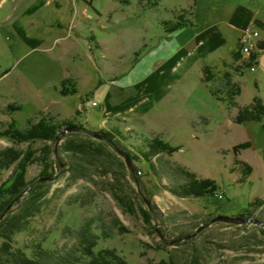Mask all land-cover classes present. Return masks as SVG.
<instances>
[{
    "label": "rangeland",
    "instance_id": "374dc122",
    "mask_svg": "<svg viewBox=\"0 0 264 264\" xmlns=\"http://www.w3.org/2000/svg\"><path fill=\"white\" fill-rule=\"evenodd\" d=\"M35 1L0 0V131L12 122L22 130L28 119L53 118L112 132L116 143L134 154L139 184L125 158L88 132L65 133L57 154L56 139L19 141L0 135V149L14 147L23 156L30 154L28 182L45 172L57 175L42 180L37 200L24 192L7 211L21 216L32 205L39 206L38 211H27L28 217H15L24 218L26 225L11 235L13 247L42 264H83L89 257L83 253L79 229L88 226L99 235L96 252L114 248L128 264H264L263 226L215 218L251 214L264 220V119L234 120L238 106L250 104L255 96L264 101V48L259 46L264 42V27L255 21L250 25L259 32L252 52L256 59H250L252 53L237 59L242 29L230 23L239 5L251 8L264 21V0H53L32 15L21 16L30 35L46 39L31 48L8 17L16 18ZM77 8L80 13L73 24L78 26L70 31L75 38L76 32L80 34L83 46L75 44L72 49L62 37L67 31L62 34L52 21L61 18L68 24ZM181 13L194 25L168 34L165 28L170 23L165 22H175ZM213 25L222 30L225 43L190 66L183 60L182 77L142 118L134 117L132 124L123 119L102 126L99 108L92 107L88 113L91 101H97L96 106L104 102L107 84L142 81L159 59L168 58L178 45ZM92 35L102 51L92 44ZM206 65L214 73L210 82L202 79ZM68 72L79 77L78 91L62 95L55 86H61L60 76ZM226 72L241 87L234 106L211 91V87L223 88ZM64 87L74 89L66 81ZM9 105L21 108L12 111ZM79 105L80 117L76 115ZM76 117L81 122L73 120ZM89 117L96 126L85 122ZM153 137L180 148L143 157L146 139ZM244 141H250V147L236 151L235 145ZM15 166L0 172V184ZM186 171L215 180L218 189L203 196L177 194L175 189L191 180ZM252 201L257 202L251 205ZM211 219L195 235L169 242ZM38 245L48 253L36 256Z\"/></svg>",
    "mask_w": 264,
    "mask_h": 264
},
{
    "label": "trees",
    "instance_id": "16d2710c",
    "mask_svg": "<svg viewBox=\"0 0 264 264\" xmlns=\"http://www.w3.org/2000/svg\"><path fill=\"white\" fill-rule=\"evenodd\" d=\"M42 4L43 2L40 1L37 6ZM178 17V20L175 22H165L170 23L169 26L166 27L169 32L193 25L192 20L187 19L185 14L181 13ZM254 21L264 27V21L260 18H257L254 11L245 5H239L234 10L230 18V23L241 28L242 30L250 26ZM16 30L21 38L26 42L30 44H40V39L29 37V35L26 34V31L21 26L16 25ZM221 31L222 30H220L217 25H213L195 35L194 39L199 45L196 47L195 55L192 57V61L205 56L208 52L215 50L218 46L225 43V36ZM259 46L264 48V42H261ZM241 48L242 45L240 42V49L235 52L237 59L244 55L241 52ZM187 54V48H180L177 52L170 55V57L164 61L162 65L150 72L142 81L136 83L135 86H144L145 92L153 91L155 94L153 95L154 98L156 97V100H158L161 96H163L162 94L165 88L164 86L170 84L177 77V74L174 73L173 69L179 67ZM250 59L255 60L256 53H252ZM210 70V65H206L204 67L203 80L206 82H210V76L214 74ZM232 77L233 76L230 72H226L222 86L223 88L220 90L219 88L211 87V91L218 100L226 101L229 105L234 106L236 105V96L241 92V87L237 82L233 81ZM75 91V88L72 90H69L67 87L62 88L63 94H68ZM9 108H13L14 110L21 108V106L9 105ZM236 112L237 113L234 117V120L237 123H242L248 120H263L264 101L261 97L255 96L250 104L248 103V105L245 106H238V110ZM68 124L69 122L65 124L58 123L54 121L53 118H42L38 121L28 119V126L25 129L21 130L20 128H17L16 124L12 122L10 127L0 131V135L10 136L11 138L17 139L19 141H31L35 139L54 141L56 136L59 134L60 129ZM68 133L74 134L75 132L71 131ZM102 133L109 136L116 142V135L112 132L104 130ZM146 142L147 145L144 147L147 148V152L142 151L143 157H150L151 154L158 152L167 151L168 153H173L180 148V146L171 145L161 137H153L151 140L146 139ZM250 145V141H244L235 145L234 149L239 152L241 148H247L250 147ZM128 153L134 161V154L131 152ZM30 162L31 156L28 153L23 156L22 152L18 151L14 147L0 149V172L10 168L16 163L11 175L0 184V237L3 238V242L0 245V264H42L38 258L29 257L25 250L21 248H14L11 236L16 231L22 230V228L26 225V223H24V218L21 219L15 217H28L30 214L27 211L31 213L32 210L33 212L38 211L39 206H35L34 204L35 209H33L34 206L32 205V207L26 210L25 213L21 214V216L18 214L9 215V212H6V214L1 216L4 209H6L10 203H16L19 201L24 195L23 192L32 184V182H28L26 180V169ZM246 169L250 171V165H247ZM186 172L191 180L178 189H175L177 194L183 196H203L213 193L218 189V185L215 180L206 177L199 178L196 173L189 171ZM43 175H51V173L45 172L40 176ZM42 183L43 181L36 183L32 189L27 191L32 194L31 198L33 200H37L38 197H41L42 193L38 192V188L40 185H42ZM256 202L257 201H252L251 205ZM9 217L13 218L9 219ZM79 235L82 236L83 253L89 257V259L83 264H128L127 260L123 258V256H119L116 253V249L114 248H102L96 252L95 247L98 243L99 235L91 231L88 226L81 227L79 229ZM47 253L48 251H46V249H43L42 246L38 245L36 256H44ZM69 263H72L71 260Z\"/></svg>",
    "mask_w": 264,
    "mask_h": 264
},
{
    "label": "crops",
    "instance_id": "0c3cea01",
    "mask_svg": "<svg viewBox=\"0 0 264 264\" xmlns=\"http://www.w3.org/2000/svg\"><path fill=\"white\" fill-rule=\"evenodd\" d=\"M40 1H42L43 4L40 6H37V4ZM52 1L53 0H36L35 2L31 3L27 8H25L22 12H20L16 18H12V16L8 17V19L12 21V25H13L15 30H16V25L21 26L26 31V34L29 35V37L40 39V41H41L40 44H30V43L26 42L25 40H23L16 30L19 37L31 48H37V47L43 45L46 42V39L44 36H41V35H39V36L30 35L29 32L27 31V29L25 28V26L23 25L22 21H21V16H25V14L26 15H32V14L38 12L39 10H42L45 5L51 3ZM86 11H87L86 7L82 9L83 13H85ZM78 13H80L79 8L76 9V12H72V15L70 16L68 24H67V20L65 21V19L63 20L61 18H56V20L52 21L53 22L52 25H54V26L57 25L58 27H60L62 34H65V32L67 31V33L65 35H63L62 37H65V42L66 41L71 42L72 47L71 46H69V47L72 49H73V47H75L74 46L75 44H79V45L83 46V44H81V43H83L82 42L83 39L82 40L80 39L81 38L80 34H78V32H76V35H75L76 38H75V37H73L74 35H73L72 31H70L71 27L76 28L78 26L77 23L73 24L74 17H75V15H78ZM192 22L194 25V21H192ZM103 28H106V27H103ZM180 29L181 28L174 30L172 32H169L165 28V30L168 34H171V33L175 34V32L180 30ZM91 39H92L91 40L92 44H94L96 47H101V44L95 39L94 35H92ZM190 43H191V45L188 46V44H190ZM197 45H199V44L195 41L194 38H192L190 41H188V42H186L180 46L178 45L177 49L174 50V52L172 54L177 52L180 48H184V49L187 48L188 54L185 57V59H183V60L184 61L186 60V64L188 66H190L199 59V58H197V59H194V61H192L193 60L192 57L195 55V50H196ZM101 51H102V47H101ZM74 56H76V54ZM88 58L91 59L90 56H88ZM168 58L159 59L150 72H152L153 70L158 68L160 65H162L164 63V61H166ZM181 68H183V67H181L179 65L178 68L173 69L174 73L177 74V77L170 84H168L167 86L166 85L164 86L165 88H164V91L162 94L163 96H161L158 100H156L157 99L156 97L154 98L153 95H155V94L153 93V91L145 92L144 86H142V87L135 86V84L138 82L133 83L131 85H122L119 83L110 82L104 88L105 89L104 102L100 103V106H90L88 109V113L90 114V108H92V107H96V108L100 109V114L102 115L103 118L101 119V121L98 120V122H99L98 125L101 124L102 126H104L105 124H107V123L111 124L114 121L119 123L120 121H123V119L127 120L128 124H132V120L134 117L142 118V116L146 115L151 110H153V108L155 107L157 102H161L164 98H166L169 95V93L171 92L172 86L176 83V81H178L182 77V69ZM77 75H79V74H77ZM60 77H62V79L60 81L61 86H59V84L57 86H55V89L58 90V92H60V94L69 95V94H75V92L78 91L77 84L79 82H77V79L79 77L73 76V72H71V74L68 72L65 76L63 75ZM60 77H58V78H60ZM64 81H66L68 86H70L69 88H76V91L72 92V93H68V94H63L61 92V88H62V83ZM79 107H80V105L76 109V115L80 113L78 115V117H80L82 115V112L79 111ZM2 110H5V111L8 110V112H9V108H7V109L2 108L1 111ZM14 110H12V111H14ZM40 111H42V110H40ZM103 119H106L108 121L103 122L104 121ZM73 120H75L76 122H81L77 119V117L74 118ZM91 120L92 119L89 117V119H87L85 122H88V124L89 123L93 124L94 122ZM1 122H3V121H1ZM123 122H125V121H123ZM85 125H87V124L85 123ZM93 126H96V125L93 124ZM134 129L135 128H133V130Z\"/></svg>",
    "mask_w": 264,
    "mask_h": 264
},
{
    "label": "water",
    "instance_id": "95a60500",
    "mask_svg": "<svg viewBox=\"0 0 264 264\" xmlns=\"http://www.w3.org/2000/svg\"><path fill=\"white\" fill-rule=\"evenodd\" d=\"M69 131H83V132H86V133L88 132L89 134L95 135V136L103 139L104 141H106L112 148H114L115 151H117L119 154H121L125 158L130 170L132 171V173H133V175L135 177V180L139 184V178H138V176L136 174L135 167L133 166V160H132L131 156L129 155L128 151H126L125 149L120 147V145H118L113 139H111L109 136L105 135L104 133H101V132L96 131V130L89 129L86 126L77 125L75 123L63 126L60 129L59 134L56 136V140H55V144H54V151H55L56 154H57V146H58V143H59L60 139L62 138V136L65 133H67ZM56 177H57V175H43V176H40L37 179H35V181L24 192H27L29 189H31L35 185V183H37L39 181H42V180H53ZM12 203H10L8 205V207L4 210V212L1 214V216H3L10 209ZM151 212L153 213L152 215H154V217L157 219V216L155 215V213L153 212L152 209H151ZM215 218L216 219H226V220H229V221L231 220V221L236 222V223L254 222V223L264 227V220H262L260 218H257L255 216H252L251 214H247L245 216H228V215L226 216V215H224V216H219V217H215ZM213 220L214 219H211L210 221L205 222L202 225H200L197 229H195V231H193L191 233H188L187 235H184V236H179V237H177L175 239L170 240L169 242L174 243V242H177V241H179L181 239H184L186 237H191V236L195 235L196 233H198L200 230H202V228H204L205 226L209 225Z\"/></svg>",
    "mask_w": 264,
    "mask_h": 264
},
{
    "label": "built area",
    "instance_id": "2783aa9c",
    "mask_svg": "<svg viewBox=\"0 0 264 264\" xmlns=\"http://www.w3.org/2000/svg\"><path fill=\"white\" fill-rule=\"evenodd\" d=\"M242 34L240 36V42L242 45L241 52L244 55L251 54L254 49L258 46L257 37L259 36V32L257 30H254L251 26H248L247 28L243 29ZM255 67L252 66V69ZM93 106L98 105L97 101H91Z\"/></svg>",
    "mask_w": 264,
    "mask_h": 264
}]
</instances>
